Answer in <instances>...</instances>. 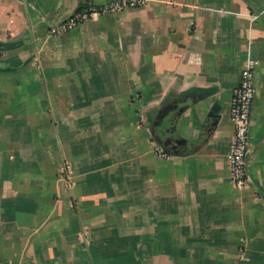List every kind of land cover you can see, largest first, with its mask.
<instances>
[{
    "label": "crops",
    "instance_id": "obj_1",
    "mask_svg": "<svg viewBox=\"0 0 264 264\" xmlns=\"http://www.w3.org/2000/svg\"><path fill=\"white\" fill-rule=\"evenodd\" d=\"M113 1L0 0V264H264V0H147L50 34Z\"/></svg>",
    "mask_w": 264,
    "mask_h": 264
},
{
    "label": "built area",
    "instance_id": "obj_2",
    "mask_svg": "<svg viewBox=\"0 0 264 264\" xmlns=\"http://www.w3.org/2000/svg\"><path fill=\"white\" fill-rule=\"evenodd\" d=\"M146 2L147 0H116L98 7L90 6L81 12H74L58 24L51 25L49 32L52 35H60L93 15L140 7ZM252 64L249 61L242 68L239 82L234 88L231 99L230 120L233 123V137L230 143V154L227 163L230 180L236 190L248 187L250 182L248 173L249 128L255 95Z\"/></svg>",
    "mask_w": 264,
    "mask_h": 264
},
{
    "label": "trees",
    "instance_id": "obj_3",
    "mask_svg": "<svg viewBox=\"0 0 264 264\" xmlns=\"http://www.w3.org/2000/svg\"><path fill=\"white\" fill-rule=\"evenodd\" d=\"M86 8H87V5L81 3V4L78 5V7L75 9L74 12H81V11L85 10ZM4 46L5 45H1L0 44V48H2Z\"/></svg>",
    "mask_w": 264,
    "mask_h": 264
}]
</instances>
